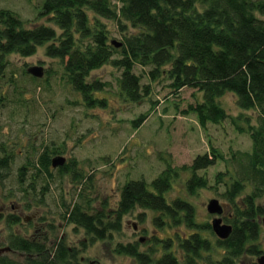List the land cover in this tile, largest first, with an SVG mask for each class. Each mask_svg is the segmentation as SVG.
Wrapping results in <instances>:
<instances>
[{"label":"trees","instance_id":"obj_1","mask_svg":"<svg viewBox=\"0 0 264 264\" xmlns=\"http://www.w3.org/2000/svg\"><path fill=\"white\" fill-rule=\"evenodd\" d=\"M39 17L45 24L24 23L0 9V91L18 89L8 74V58H29L42 47L45 57L62 65L63 81L87 111L109 110L110 102L118 112L143 105L150 100L151 84L163 82L175 98L183 89L199 94L183 115H193L201 130L229 120L249 137L251 148L225 156L211 146L190 166L174 167L165 160L150 182L127 180L113 205L108 198H88L81 189L90 178L77 172L74 160H65L57 174L79 187L76 200L60 203L59 220L81 231L87 242L79 250L68 247L46 215L38 219L43 224L37 233H9L0 248L10 251L0 256V264H97L80 258L86 244L113 242L123 232L124 218L136 210L143 211L136 217L139 223L145 222L144 212L153 213L151 224L162 236L152 235L145 251L139 248L142 240L115 243L114 253L135 264H256L264 256V0H45ZM103 22L117 26L120 43L109 42ZM103 67L119 73L115 89L90 78ZM24 74L38 79L27 70ZM227 94L240 110L236 117L222 106ZM248 112L255 118L245 116ZM145 118L140 115L130 124L139 128ZM0 149L2 189L14 161L3 142ZM49 154L58 152L31 153L17 170L22 212L46 206L53 179ZM218 165L223 170L213 174L211 184L206 171ZM204 191L221 201L222 222L231 227L225 240L214 236L208 219L199 220L196 200ZM5 224L11 231L21 222L10 215Z\"/></svg>","mask_w":264,"mask_h":264},{"label":"rangeland","instance_id":"obj_2","mask_svg":"<svg viewBox=\"0 0 264 264\" xmlns=\"http://www.w3.org/2000/svg\"><path fill=\"white\" fill-rule=\"evenodd\" d=\"M44 1L0 0V9L13 12L24 23L38 21L45 24L44 19L38 20ZM103 23L109 32V42L120 43L117 26L113 22ZM43 49L38 48L29 58L10 56L8 74L12 73L18 89L4 87L0 91V96L5 99L0 111V143L8 147L7 151H12L14 161L9 178L2 189L0 187V198L12 196L5 201L6 216L11 214V206L20 204L16 185L18 168L28 155L32 153L36 157L44 148L49 152H58L49 154L50 159L61 156L66 163L74 160L77 172L84 178H90L81 190L86 188L84 192L90 199L100 201L108 198L112 205L127 180L150 182L165 168V160L174 167L190 166L196 156L207 153L211 146L225 156L235 151H250L249 137L236 132L229 120L221 126H208L206 131L201 130L193 115H183L190 105L200 100L199 94L183 89L175 98L163 82L151 84L150 100L143 105H132L118 112L117 105L110 102L109 110L87 111L81 105L78 94L63 81L62 65L58 60L45 57ZM31 67H39L43 71V77L36 82L24 74ZM136 73L143 76L139 68ZM118 76L114 69L103 67L91 73L90 78L108 83L110 89H115ZM142 83L148 84L143 78ZM221 103L231 117L240 113L231 95L223 97ZM140 115H146L145 121L135 129L130 122ZM245 116L255 118L251 112L245 113ZM221 170L223 167L218 165L206 171L211 184L213 174ZM50 171L53 179L45 196L46 206L39 208L44 212L40 213L62 227L57 235L64 238L68 247L79 250L81 242H87L83 233L75 232L72 226L63 227L58 216L60 203L76 200L79 186L72 184L69 176L60 177L52 168ZM212 199L221 203L213 191L202 192L196 200L199 220L208 219L211 222L214 218L206 212L207 203ZM142 213L136 210L125 217L123 232L114 235L113 242L86 244L80 258L97 264H135L131 258L116 255L113 249L116 242L126 244L142 240L139 248L145 251L152 235L162 236L154 231L151 224L153 213L144 212V223L136 220L137 215ZM31 215L32 211L22 214L24 217ZM21 230L22 226H19L8 231L1 221L0 244H5L10 232L20 234ZM143 231H146L145 235Z\"/></svg>","mask_w":264,"mask_h":264},{"label":"water","instance_id":"obj_3","mask_svg":"<svg viewBox=\"0 0 264 264\" xmlns=\"http://www.w3.org/2000/svg\"><path fill=\"white\" fill-rule=\"evenodd\" d=\"M119 47V45H115ZM27 73L34 78H42L43 71L39 67H31L27 70ZM65 162V159L62 157H55L51 161V167L57 168L61 167ZM206 212L208 215L213 216L214 218L210 222L211 231L218 240H225L231 233V227L222 222L221 216L223 215V207L215 199L210 200L206 206ZM142 242V241H140ZM9 248H0V256L8 253ZM256 264H264V256H261L256 260Z\"/></svg>","mask_w":264,"mask_h":264},{"label":"flooded vegetation","instance_id":"obj_4","mask_svg":"<svg viewBox=\"0 0 264 264\" xmlns=\"http://www.w3.org/2000/svg\"><path fill=\"white\" fill-rule=\"evenodd\" d=\"M2 107H3V101L0 99V111L2 110ZM0 153H1V149H0ZM56 157H61V156H56ZM58 168L59 167L52 168V169L54 171H56V173H57ZM2 197L0 198V204H1L0 222L3 221L5 223V219L10 215L18 217L20 219V222H21L20 226H22V230L20 231V234L16 233L17 235L29 236L28 234H25V230H27V233L29 231H33V234H34V233H37L42 228L43 223H39L38 219L42 218V217H46V214L40 213V212H44L43 209H39V208L33 209L31 216L24 217V216H22L23 212L21 210L22 209L21 204H19L20 206L19 205L11 206V211H10L11 214L6 216V204H5L6 202L5 201L11 199L12 196H10V197L2 196ZM27 225H29V227H27ZM5 226H6V224H5ZM16 227H19V226L18 225L13 226L12 229L16 228ZM59 229H61V226H59ZM30 235H32V232ZM61 240H64V238L61 237Z\"/></svg>","mask_w":264,"mask_h":264}]
</instances>
